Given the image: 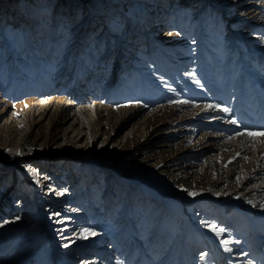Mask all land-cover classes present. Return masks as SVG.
I'll use <instances>...</instances> for the list:
<instances>
[{
  "label": "rangeland",
  "instance_id": "rangeland-1",
  "mask_svg": "<svg viewBox=\"0 0 264 264\" xmlns=\"http://www.w3.org/2000/svg\"><path fill=\"white\" fill-rule=\"evenodd\" d=\"M140 2L123 4L124 13L120 5L106 14L110 7L101 11L96 2L91 6L85 0H60L45 14L46 19L32 0H0V197L13 188L11 204L0 210L4 222L0 224V264H227L207 250L200 229L221 241L220 252L229 245L230 264H264V151H247L244 141L251 148L256 138L240 135L244 129L264 131V57L259 60L251 52L242 61L236 56V38L224 14L217 16L216 28L208 33L199 21L204 3L176 0L181 8L190 6L191 63L196 62L192 75L166 74L163 61L154 57L146 73H131L129 82L112 91V109L97 145L86 147L90 135L80 143L92 130L81 128L85 131L77 136L80 127L74 116L79 106L74 92L81 86L78 93L86 103L93 88L103 96L109 82L112 87L120 80L118 67L131 64L128 52L139 24ZM172 4L166 5L170 8ZM13 14L15 19L9 17ZM154 24L146 22L140 30L150 33H146L148 39L154 38ZM112 25L118 33L104 31ZM62 72L65 84L44 101L42 96ZM195 76L202 86L193 83ZM206 78L212 85L219 82L222 95L212 99L214 89L207 87ZM172 91L178 99L172 98ZM244 91L243 99L236 98ZM55 100L63 101L72 113L65 124L51 123L56 113L41 115ZM185 101L191 103L189 111L182 109ZM213 103H227L232 113L224 121L205 114ZM136 104L151 112L129 121ZM194 111L204 118H197ZM10 115L13 119L6 123ZM179 117L188 119V127H180ZM89 120L94 125L96 119ZM52 135L58 136L55 144ZM28 136L30 140L48 137L50 145L25 147ZM212 137L216 143L186 168L175 165L171 153L189 147L188 141L203 145ZM51 154H57L55 160ZM86 157L100 164L85 161ZM12 162L17 163L9 168ZM73 174L77 182L68 187L76 186L63 207L42 204L41 212L49 215L39 221L36 198L39 205L44 195L52 198L50 186L40 189L42 182L58 180L64 186ZM26 176L35 189L24 182ZM27 193L35 198L29 204L31 211L20 216L23 220L10 218L8 208L14 209L12 203L21 202ZM209 205L218 214L204 220L200 214ZM231 219L233 226L228 225ZM210 225L223 231L217 235Z\"/></svg>",
  "mask_w": 264,
  "mask_h": 264
},
{
  "label": "bare ground",
  "instance_id": "bare-ground-1",
  "mask_svg": "<svg viewBox=\"0 0 264 264\" xmlns=\"http://www.w3.org/2000/svg\"><path fill=\"white\" fill-rule=\"evenodd\" d=\"M17 1L18 0H12V2H15V3ZM32 1L34 2V5H38L37 8H38V10H40L39 11L40 14L44 13V17L46 19H48V17H46L45 14L51 13L50 11H51L52 7L56 3L60 2V0H32ZM85 1H90L91 6L93 3L96 2L98 5L97 8L101 9V11H103L102 9L105 6L106 7L109 6L110 8L106 14H111L113 11H117V9H119L118 6H120V5H121L122 10H123L122 12L124 13L125 12L124 6L127 5V3L135 2V1L137 2L139 0H108V3H107V0H85ZM110 1H112V3L109 4ZM183 1L185 2V0H183ZM163 2L165 3V6H164ZM163 2L161 3V0H159V1L158 0H152V1L151 0H141V2H140L141 4L139 5L140 6L139 7V14H138L139 24H137L138 27L135 25L136 31L133 33L135 35V38L133 39V42H131L132 47L129 48V52H128L131 54V56H130V59H132L131 64L126 65V66L122 65V66L118 67V69L116 70V75L119 76L120 80L116 79L115 82L113 83L112 87H110V84L112 81L109 82L107 85L105 84L107 91H106V94L103 96H101L95 90V88H93L92 91L87 96L88 99H87L86 103H85V101L80 99L81 93H78L81 91V88H82L81 86H78L77 90L74 92V96H76L74 101H78L77 105L79 106L77 109V112L75 113V116L73 114V116L75 117V121H78L77 125L80 127V128L78 127L79 132L77 133V136L79 137L82 134V132L85 131V130L84 131L81 130V128H84V129L86 128L87 131L92 130L91 134H89V133L87 134V132H86L84 137H82L80 139V143H82L85 136L90 135L88 138V140H90V141L86 145V147L88 145L89 146H92L94 144L97 145V143L99 142V140L101 139V137L103 135V130L106 127L105 123H107L105 120H107L108 116L110 115V111L112 109L111 103L109 100V97H110L112 91H119L120 85L124 84L125 82H129L132 79L131 73H133L135 71H140V73L142 72L141 74L146 73L148 71L149 64L151 63V61L154 57L160 58V61H163V63L165 64L164 70H165L166 74L171 72V71H174V72L176 71V72H180V73L184 72L186 74L189 73L192 75L191 71L193 69L191 67L194 64L196 67V62L191 63V61L193 60V58H192L193 56H191V51H190L191 50V40L189 37L190 6L188 5L185 8H181L177 4H175L176 0H174L173 1V7L171 8V12H170V9H168L167 5H166L167 2L169 3V1L163 0ZM198 2L204 3V5L202 6V9L200 11L199 21H200V24L202 25V27H204V29L208 33L213 31L216 28L218 15H220V17H223V14H224V17L227 16V18L226 17L225 18H226L227 22L230 24V28L232 30V33L236 38V43L234 46L235 50H236V56L240 60L246 61V59H248V55H250L251 52L255 53V56H258L259 60L261 59V57H264V14H263L264 0H186L187 4L188 3L197 4ZM123 4H124V6H123ZM153 10L156 11V13L157 12L159 13L160 11H162L164 16H158L156 13L151 14V12ZM15 13H16V11H15ZM153 15L156 17H160V18H157V19H159L160 24L156 29V33L154 35V38L150 37L148 39L147 37H145L146 32H140V30L142 31V27H143L144 23H146V21L151 19L153 17ZM9 17L10 18L14 17V19H15L14 14L10 15ZM120 20H121V18L118 19V21H120ZM141 22H144V23L142 24ZM154 25L155 26H153V27L156 28V24H154ZM242 25H244V26H242ZM101 30H104V28ZM107 30L108 31L111 30V32L114 30L115 32H113V34L118 33L116 27L113 25L111 28L105 29L104 31L107 32ZM132 37H133V35H132ZM204 37L208 38L207 35L206 36L204 35ZM186 46L188 49L186 48ZM169 48H173L170 51V53L168 52ZM137 50H138V52H137ZM140 53L143 55V57H141V59L138 58ZM130 59L128 61H130ZM204 60H206V59H204ZM130 66H131V68L129 69L128 67H130ZM151 72H153V71H151ZM216 72H218V71H216ZM214 76H217V74L215 73L212 76V78ZM56 78L57 79L52 84L51 88L49 89V92L42 96L44 101L50 99L51 96L53 97L54 94L58 93L57 90L60 88V86L64 82L63 72L59 73L56 76ZM198 78L199 77L195 76V80L193 81V83H195V84L203 83L202 81L198 80ZM210 78H206V80H204V81H208L206 85L209 89H211V88L214 89L213 95H212V99H214L216 94L222 95L221 92H223V90H222L223 88L217 89L218 87H221L218 84L219 82L216 81L217 83H213L214 85H212L211 80H209ZM118 80H119V82H118ZM83 81H84V79H83ZM64 84H65V82H64ZM202 85L203 84H201V86ZM164 88L168 89L167 86H164ZM172 89H174V88H172ZM169 91H170V87H169ZM202 93H203V91H202ZM82 94H83V92H82ZM246 94H247V92H245V91L240 92L236 98L243 99V97ZM58 97H59V95L57 96V98ZM173 97L178 99L179 95H177V93H174L172 91V98ZM204 97H206V96H204ZM219 97L220 96H217L216 99H220ZM221 100L225 101L223 99H221ZM262 102H264V101H262ZM43 103H42V108L44 107ZM62 104H63V101H61V100L52 101L44 109L45 111H42L41 115L44 116V115H47L50 113L51 114L56 113L55 119L53 118L51 120V123L55 125L57 123V120H58V121H61L63 124H65L66 122H68L72 119V113L70 115L68 107L64 106ZM83 104H86V105H83ZM216 104L213 103L212 106H214V107H210V111L208 113H205V114L210 115L213 118H214V116L219 117V119H222V121H224L225 118L227 119L229 116L228 112H230V108L227 105V103H224L223 105H216ZM190 105H191L190 102L185 101V102H183L182 109L183 110L187 109V111H189L188 107H190ZM215 106H218V107H215ZM225 108L228 109L227 112H225L223 110ZM232 109H233V106H232ZM144 111H146V113L148 112L146 110L145 106H141L139 104L134 105L130 110L128 120L131 121V120L138 118L139 116L144 114ZM150 112H151V110H150ZM150 112H148V114ZM184 112H186V111H184ZM257 112L260 113V111H257ZM190 113H192V112L190 111ZM194 113H195V116H197V118H199L201 120L204 118V117H202L203 116L202 113L195 112V111H194ZM230 113H232V112H230ZM261 113H263V111ZM148 114H146V115H148ZM182 114H184V113H182ZM11 115L7 118L6 123H8L10 121V118L13 119V117H12L13 115L12 116ZM90 117L93 118V120L96 119V121L94 122V125H92V122L89 120ZM248 117H249V115H248ZM235 119H236V117H235ZM181 120L183 123H181L182 126H180V127L187 126L188 119L185 118V119H181ZM255 122H256V120H255ZM238 125H240V124H238ZM96 127H98V130H96ZM249 130H251V129H249ZM243 131L245 132V131H247V129L246 130L244 129ZM99 136H100V138L96 139ZM248 138H249V136H248ZM48 140H49L48 137L44 140L42 138H38V137L30 140V136H28V139L24 142V146L28 147V148H36L37 146H48V145H50L49 144L50 141H48ZM57 140H58L57 135L51 136V141L53 142V144H55L57 142ZM253 140H254V138H253ZM197 141L194 143H190V141H188L189 147L184 148L182 151L171 153L172 154L171 157H172L175 165H177L181 168H186L188 166V162H191L192 160H195V158H198L199 155L203 152L202 150L206 151L207 147L213 146L216 143V140L214 139V137L209 139V143H207V144L205 143L203 145L198 143ZM261 141H264V138H259V139L256 138L254 143H252L254 146L251 145L252 146L251 148L249 147L250 146L249 144H251V143H249V141H244V143H247V144H244L247 147L246 150L248 151V149H250L249 152H251V151L254 152L257 150V153H259V152L262 153V151H264V143H262ZM258 142H260V143H258ZM104 143H107V141H105ZM81 145H83V144H81ZM234 145H232V146H234ZM186 150H190L191 152H188V153H191V154H184V153H186V152H184ZM239 151H241V150H237L236 153ZM182 152H184V153H182ZM12 153H13L12 151L7 152L5 157L10 156ZM56 155L57 154H51L50 156L52 159L55 160ZM179 155H182V156L178 158ZM237 156H240V154L239 155L236 154L235 157H237ZM259 156H260V154H259ZM189 158H191V159H189ZM183 159H185V162L182 161ZM86 160L91 161L93 159L86 157L85 161ZM263 161H264V159L262 160V162ZM91 162L94 164H100V161H96V160H93ZM16 163L17 162H14V163L12 162L10 164L9 168H13L16 165ZM109 168H112V167H109ZM113 169L115 170L114 167L112 168V170ZM7 170L8 169H6V171ZM16 175H17V173H16ZM48 177H49V175H48ZM43 178H45V177H43ZM70 180H71V182L65 184L64 186H61V184H59L58 180H56L53 184H51V180L48 182L47 181L42 182L40 189H43V187L47 188L50 186V188H51L50 194L52 193V198H51V196L49 197L48 195H44V197L42 198L43 200H42L41 204L39 205L37 203L38 198H36V201H35L34 200L35 198L30 197L29 193L23 194L21 196V199H22L21 202H19V200L18 201L15 200V202L12 203V206L16 205L14 209L8 208V206H7V208L9 209L8 216L10 218L17 216L18 221H20L21 219L23 220V218H21L20 216L21 215L22 216L28 215L27 213L31 211V205H29V204H31L30 201H35L36 202V211L39 212V221L45 219V216H48L49 214H48V212L47 213L41 212L40 206L42 204H45L46 202H50V203H46L45 208H49L51 205H53V207H55V206L58 207V206L62 205L61 207H63L65 197L71 193L70 189L74 188L76 186V185H74V186L68 187L72 183L77 182V177L75 176V174L71 175ZM24 182H27V184H30L31 187H34V189H35V185L33 182H31L29 177L26 176V179L24 180ZM66 189H69V190L67 191V194H65L64 197H62L63 196L62 193ZM12 190H13V188L6 195L0 197V210L3 208V206L6 207V204H11L12 197L9 194ZM195 200H197V199H195ZM202 202L203 201H197V203H202ZM26 204H28V205H26ZM210 206H212V205L206 206V208L200 214V218H203L204 220L205 219L211 220L215 215L218 214V213L214 212L212 210L213 207H210ZM210 208H211V213H209ZM221 215H224V214H221ZM2 223H4V222H2ZM2 223H1V219H0V224H2ZM228 225L229 226L235 225L234 219H231L229 221ZM1 226L2 225H0V227ZM4 227H6L8 229H12L9 226H4ZM1 228H3V227H1ZM18 228H22V226L15 227L14 230H18ZM200 233L202 234V237H204L203 239H205V243H207V245H208L207 250H209L212 253L215 260H218V261H221L224 263L226 262L227 264H230L229 257H228L229 252H227V251H231V248L228 247L229 245L227 246V250L225 252H220L221 247L219 244L221 243V241H220V243H218V241L216 242L215 239L212 237V234H210L211 233L210 231L206 232L205 230L200 229Z\"/></svg>",
  "mask_w": 264,
  "mask_h": 264
},
{
  "label": "snow or ice",
  "instance_id": "snow-or-ice-1",
  "mask_svg": "<svg viewBox=\"0 0 264 264\" xmlns=\"http://www.w3.org/2000/svg\"><path fill=\"white\" fill-rule=\"evenodd\" d=\"M209 107H214L212 105H209ZM218 107V106H215ZM225 112L228 111L227 108L223 109ZM232 123H235V121H232ZM240 135H247L249 137H253L255 138H259V137H264V131H260V132H252V131H248V132H241ZM262 143H264V141H261ZM213 231H215L217 233V235L220 234V232H222V229H217L215 225H210L209 226ZM88 230L85 229V232H87ZM94 234V233H93ZM224 243H227V241H225Z\"/></svg>",
  "mask_w": 264,
  "mask_h": 264
}]
</instances>
